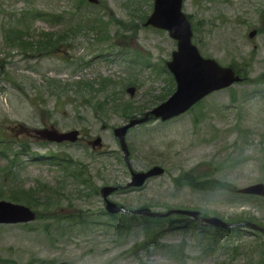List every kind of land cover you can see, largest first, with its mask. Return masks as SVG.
Instances as JSON below:
<instances>
[{"label":"rangeland","instance_id":"1","mask_svg":"<svg viewBox=\"0 0 264 264\" xmlns=\"http://www.w3.org/2000/svg\"><path fill=\"white\" fill-rule=\"evenodd\" d=\"M263 5L264 0H184V11L197 25L194 41L200 51L222 64L242 60L240 65L247 70L248 81L213 92L193 110L169 121L133 126L126 134L132 169L160 164L165 171L142 188L113 193L110 198L129 208L149 203L151 208L161 210L165 204L177 203L223 216L244 209L264 223L263 199L223 190L175 187L172 182V176L187 169L237 187L264 181V83H253L264 71V25L261 33L247 36L249 25L262 23ZM144 10L149 11V0H99L92 5L79 0H0V137L5 140L0 142V188H31L38 180L45 181L53 186L47 190L50 197L60 201L59 206L41 205L37 209L40 218L27 226L0 224V264H246L247 258L264 253V236L253 232L207 236L184 225L169 228L166 224L158 241L169 246L181 244L182 254L151 247L150 242L144 249L142 226L130 229V222L123 216L111 219L101 214L99 193L89 189L86 195L77 194L75 187L61 181L62 170L47 160L18 155L10 162L5 155L8 151L11 158L13 152H19L17 143L23 141L40 154L53 153L84 163L98 186L129 180L126 164L117 160L121 151L113 135V127L125 118L110 110L99 117L85 102L92 93H77L72 81L86 79L96 88L101 76L110 77L111 83L106 90L97 91V97L113 91L118 97L130 99L133 110L158 103L167 81L149 75L153 71L141 64L138 50L150 61L163 63L176 44L165 31L141 23L130 25ZM94 15L107 23L102 35L106 38L93 28ZM83 17L88 20L85 26L67 30L79 26ZM24 19L30 27V40H41V46L55 41L56 50L27 53L15 45H5L3 29L17 20L24 24ZM44 30L67 34L57 40L37 35ZM127 62L140 63L143 70H131ZM141 73L143 83L137 79ZM129 79L136 80L133 93L125 91ZM43 125L61 130L78 128L82 138L73 143H41L35 136H28L33 128ZM97 135L102 147L92 149L86 141ZM9 168L17 172L14 180L7 177L11 172L5 174ZM49 212L80 214L87 222L44 220ZM122 221L126 225L119 224ZM143 222L139 218L135 223ZM184 223L193 222L184 219Z\"/></svg>","mask_w":264,"mask_h":264},{"label":"water","instance_id":"2","mask_svg":"<svg viewBox=\"0 0 264 264\" xmlns=\"http://www.w3.org/2000/svg\"><path fill=\"white\" fill-rule=\"evenodd\" d=\"M159 11L167 12L171 14L170 7H159L157 14ZM170 16V15H169ZM152 22L157 23L156 20L151 19ZM162 24H166L169 28L172 29L173 20L172 18H168L166 20L161 21ZM158 24V23H157ZM187 33L185 34L182 42L187 38ZM182 50L180 51V53ZM184 57H182V62L185 63V70L181 71L182 74L186 78H179L178 83V90L175 92L173 96H171L166 102L162 103L157 107L155 110L156 113L162 114L164 117L169 116L171 114L177 113L178 111L182 110L186 106H188L192 101L196 98L201 96L202 94L206 93L212 88L219 87L221 85L227 84L230 81L237 79V76H234L232 71L228 68H219L213 62L209 60H204V64H198L194 68V73L188 69L187 67L190 64H195L196 58L191 55L190 52L185 51ZM122 129L120 130V132ZM75 131L70 132L68 135L71 136L70 138H74ZM145 174L138 173L134 174V182H139ZM253 188L257 190H263L261 185H255ZM108 189V188H104ZM110 210H115L116 206L109 204L107 206ZM186 213H190L195 215L193 211H183ZM145 213H148L145 211ZM2 215H10L16 218L26 219L32 216V214L24 207L21 206H13L9 207L4 204H0V219H4ZM203 220L212 222L216 225L221 226H230L229 224L221 223L219 220L215 218H202ZM218 222V223H217Z\"/></svg>","mask_w":264,"mask_h":264},{"label":"trees","instance_id":"3","mask_svg":"<svg viewBox=\"0 0 264 264\" xmlns=\"http://www.w3.org/2000/svg\"><path fill=\"white\" fill-rule=\"evenodd\" d=\"M113 101H116V100H113ZM194 183V182H193ZM17 198H20V199H24V200H28L27 197H26V193L20 191L18 192V194L16 193L15 195ZM146 228H150V226H146Z\"/></svg>","mask_w":264,"mask_h":264}]
</instances>
